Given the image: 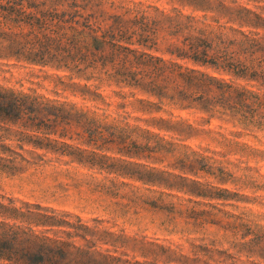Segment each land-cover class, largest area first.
I'll list each match as a JSON object with an SVG mask.
<instances>
[{
	"label": "rangeland",
	"instance_id": "obj_1",
	"mask_svg": "<svg viewBox=\"0 0 264 264\" xmlns=\"http://www.w3.org/2000/svg\"><path fill=\"white\" fill-rule=\"evenodd\" d=\"M100 1L102 12L94 6ZM110 1L87 3L84 14L89 13L92 18L86 22L89 20L93 27L102 22L103 26L108 15L118 14V9L110 7ZM114 1L117 5L145 10L151 19L161 21L156 27L157 38L151 39L149 48L142 44H134L132 48L232 80L230 75L218 73L211 66L169 52L174 48L170 43L178 44V40L166 30L163 14L173 15L174 9H178L183 15L201 19L205 12L186 5L194 0ZM225 1L264 16V9L260 8L264 7L263 0ZM58 2L61 5L56 7L60 11L73 13L78 9L69 6L71 0ZM216 4L217 0H212L209 6L216 9ZM84 17L76 18L84 22ZM131 18L133 14L125 20ZM181 35L179 41L183 39ZM99 55L102 56V50ZM98 64L100 68L96 70L86 67L76 73L48 64L0 58V87L48 99L51 104L63 105L64 110L73 105L91 121L98 122L104 139L114 129L124 130V134H130L138 142L150 140L154 151L129 156L102 139L91 141L76 133L73 126L62 134L45 136L39 132L24 135L18 126L3 128V125L0 203L37 214L34 216L43 223L30 224L38 235L80 246L95 258H99L97 252H109L142 259L139 254L145 251L137 247L144 241L154 242L157 246L152 248L156 252H160V246L168 247L177 252L175 256H192L198 252L197 246H206L212 256L223 260L224 255L219 257L217 251H232L231 234L219 227L221 221L231 222L234 216H242L264 226V129L245 128L228 116L202 109L194 102L190 107H181L138 87L112 84L104 80L102 57ZM235 82L247 87L254 85L241 79ZM192 180L213 192L220 188L228 192L224 193L225 198L218 199L197 196L191 192L202 187L193 185ZM244 219L240 222L248 225ZM21 220L6 219L9 224L29 227ZM237 255L241 259L236 264H264L258 258L247 260L244 253ZM231 262L226 260L224 264Z\"/></svg>",
	"mask_w": 264,
	"mask_h": 264
},
{
	"label": "trees",
	"instance_id": "obj_2",
	"mask_svg": "<svg viewBox=\"0 0 264 264\" xmlns=\"http://www.w3.org/2000/svg\"><path fill=\"white\" fill-rule=\"evenodd\" d=\"M93 1L71 0L69 6L78 8L71 13L60 11L56 7L61 5L58 0H0V58L48 64L78 73L86 67L97 69L98 59L102 57L105 76L102 79L112 84L135 86L181 107L196 103L202 109L228 116L245 128L264 129V16L260 13L246 6L228 5L225 0H217L216 9L209 6L212 0H194L186 5L205 12L201 19L192 14L183 15L178 9H174L173 15L163 14L166 15V30L178 40V44L170 43L174 48L169 52L196 64L211 66L232 78L225 80L132 48L134 44L149 48L151 39L157 38L156 27L161 21L151 19L145 10L117 5L112 0L110 7L118 9V14L108 15L103 26L101 22L100 26L93 27L89 20L87 24L86 19L92 16L85 15L84 11L87 3L92 5ZM94 6L102 12V2ZM209 11L214 14L209 15ZM131 14L133 18L125 20ZM83 15L85 21L80 22L76 17ZM179 34H183L181 41ZM101 50L102 56H98ZM235 79L254 82V85H240ZM49 102L0 87V127L15 125L23 130L21 134L39 132L47 136L62 134L73 126L76 133L91 141L102 139L129 156L139 157L145 151H154L150 140L138 142L130 134H124V130L114 129L104 139L98 122L91 121L86 113L73 105L70 110H64L63 105ZM191 183L203 186L194 180ZM227 192L225 188L213 192L209 187H202L191 193L218 199L225 198ZM0 207L4 209L0 211V264L2 261L11 264H224L226 260L236 264L241 259L237 254L241 253L247 260L264 261V226L253 224L242 216L248 225L240 222L243 220L240 216L219 224L227 235L231 234L229 249L232 252L217 251L219 257L224 255L223 260L212 256L211 249L206 246H197L198 252H193L192 256H175L177 252L168 247L160 246V252H156L152 248L157 246L154 242L144 241L137 247L145 251L139 254L142 259L109 252H97L99 258H95L80 246L38 235L30 224L43 223L35 217L37 214L2 203ZM17 218H23L21 221L27 222L29 227L6 221ZM144 244L149 247L145 248Z\"/></svg>",
	"mask_w": 264,
	"mask_h": 264
}]
</instances>
